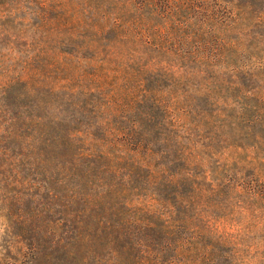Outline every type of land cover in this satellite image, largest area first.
Instances as JSON below:
<instances>
[{
	"label": "trees",
	"instance_id": "obj_1",
	"mask_svg": "<svg viewBox=\"0 0 264 264\" xmlns=\"http://www.w3.org/2000/svg\"><path fill=\"white\" fill-rule=\"evenodd\" d=\"M255 9L264 3L0 0V40L28 10L45 45L0 80V264L237 259L217 223L223 208H264V82L210 60ZM230 92L256 153L232 174L222 140L203 133L233 118Z\"/></svg>",
	"mask_w": 264,
	"mask_h": 264
},
{
	"label": "rangeland",
	"instance_id": "obj_2",
	"mask_svg": "<svg viewBox=\"0 0 264 264\" xmlns=\"http://www.w3.org/2000/svg\"><path fill=\"white\" fill-rule=\"evenodd\" d=\"M235 1L264 3V0ZM255 10L252 11L248 22L240 26V31L232 35L233 38H239L237 45H226L222 52L216 50L217 56L210 60V64L215 70H223L230 74L232 72L255 71L260 74L261 82H264V12L260 9ZM127 18L130 19L128 15ZM37 21V16L30 14L27 10L25 25L5 23L7 31L2 37L3 40H0V80L5 74L9 76L20 74L27 66L29 58L39 54L44 49V41L39 37L40 31L33 27L37 25ZM11 26H14L13 29H10ZM171 26H173L172 23ZM46 32V29H42L41 34ZM32 36L39 37L40 40L34 43L31 39ZM226 96L232 97L229 102L232 105L226 107V112L233 114V118L226 119L223 131L222 129L217 131L216 127L211 125L203 133L216 138V140H222L219 150L225 153L223 162L227 165V173L232 174L234 172L232 168L237 164L240 157L245 158L247 155L253 157L256 153L247 145V142H253L252 138L246 135L247 129L240 124L239 119L235 118L240 114L238 112L244 109L242 94L237 95L230 92ZM223 117L225 118L224 115H222ZM218 125L221 126L222 122H218ZM242 176L241 173L237 175L234 185L243 184ZM239 188L241 190V187ZM227 192L226 189V194ZM1 197L2 193H0ZM238 199L244 200L245 198L244 196L242 198L235 196V201ZM6 210L7 208H3V203L0 201V258H4L5 251L2 246L7 243V239L1 235L6 226L4 218L7 214ZM219 214L223 216L222 219L219 218L217 223L220 232L229 234L231 239L239 243L237 248L240 254L231 264H264V208H223ZM222 264L228 263L222 262Z\"/></svg>",
	"mask_w": 264,
	"mask_h": 264
}]
</instances>
